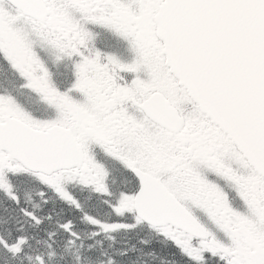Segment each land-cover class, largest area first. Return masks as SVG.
<instances>
[{
	"label": "snow or ice",
	"instance_id": "1",
	"mask_svg": "<svg viewBox=\"0 0 264 264\" xmlns=\"http://www.w3.org/2000/svg\"><path fill=\"white\" fill-rule=\"evenodd\" d=\"M0 264H264V0H0Z\"/></svg>",
	"mask_w": 264,
	"mask_h": 264
}]
</instances>
